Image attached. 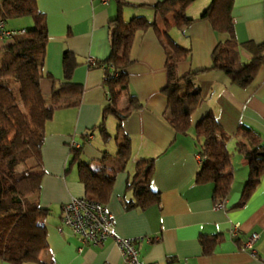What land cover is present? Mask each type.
Masks as SVG:
<instances>
[{"label": "crops", "instance_id": "crops-1", "mask_svg": "<svg viewBox=\"0 0 264 264\" xmlns=\"http://www.w3.org/2000/svg\"><path fill=\"white\" fill-rule=\"evenodd\" d=\"M126 1L129 2L123 7L126 21L143 15L155 22L160 32L165 29L164 18L153 8V4L161 0ZM210 2L195 0L187 7L186 14L199 18ZM37 6L46 19L48 32L43 72L62 80L64 55L70 52L77 61L72 81L83 87L79 104L58 108L45 123V175L40 200L51 214L44 218L48 248L42 258L53 264H125L114 239L101 244H83L62 223L63 204L73 196L86 195L85 186L78 179V162L70 164L73 158L70 146L82 145L81 161L96 170L103 166L109 171L116 170L107 208L115 217L114 228L118 235L139 238L136 246L143 264H264V175L247 202L241 207L235 206L250 171L248 159L238 148V142L243 141L236 135L239 125L250 126L264 145V64L247 88L231 83L223 71H204L213 63L215 47L227 35L215 31L206 20L178 27L173 25L170 14L166 17L172 25L168 29L169 36L191 50L190 58L179 66V73L202 70L196 83L202 89L203 102L191 115L189 133L176 134L165 120L166 50L156 30L150 28L137 33L129 66L130 93L137 96L142 106L125 119L121 130L117 117L109 115L106 127L111 138L105 142L96 128L110 103L103 82L104 71L101 67L89 66L87 61L89 58L104 60L110 55L108 24L118 13L117 3L115 0H37ZM233 18L236 39L241 44L240 57L248 62L253 54L242 45L249 41L264 43V0H234ZM8 43L0 41V51ZM41 88L49 104L53 81L44 77ZM127 104L128 97L124 94L118 109L124 110ZM211 112L231 136L225 143L232 154L228 172L233 182L224 200L213 198V182L196 181L202 164L198 159L200 144L195 126ZM90 132L86 140L85 135ZM126 135L130 141V156L125 164L119 165L117 142ZM143 158L155 160L151 186L160 196L158 204L145 210L132 206L135 196L128 187L137 163ZM219 203L221 206L217 207ZM59 226L63 227L62 231L58 230ZM254 235L258 238L251 243ZM201 236L218 240L212 253H204ZM0 264L13 263L0 259Z\"/></svg>", "mask_w": 264, "mask_h": 264}, {"label": "trees", "instance_id": "trees-1", "mask_svg": "<svg viewBox=\"0 0 264 264\" xmlns=\"http://www.w3.org/2000/svg\"><path fill=\"white\" fill-rule=\"evenodd\" d=\"M115 1L118 13L108 24L110 55L104 60L96 59L93 65L87 61L89 66L101 67L104 71L103 82L107 87L110 103L103 110L102 120L96 128L105 142L111 138L106 127L109 115L117 117V126L121 130L125 119L142 106L137 96L130 93L129 66L132 63L131 49L137 33L150 28L156 30L166 50L168 82L164 88L167 96L165 120L176 134L189 133L191 115L203 102L202 89L196 83L202 70H190L183 75L179 73V66L190 58L191 50L178 45L169 36L168 29L172 25L166 17L170 14L173 25L178 27L206 20L215 31L227 35L215 47L213 63L204 71H223L231 83L247 88L264 64V43L246 42L242 47L250 51L253 58L245 62L240 57L241 44L236 39L233 18L234 0H211L199 18L186 14L187 7L195 0L158 1L153 4V8L165 20L162 32L155 22L143 15L126 21L123 7L129 2ZM22 17H29L33 27L28 29L26 35L9 41L0 56V259L13 264L28 261L53 264L54 262L42 258L43 252L48 248V231L44 218L51 214V210L43 207L40 200L45 175V123L58 108L79 104L83 87L72 81L77 61L70 52L64 55L62 80L49 72H43L48 32L46 19L38 9L37 0H0V18L7 25L9 20ZM44 77L53 81L49 104L41 88ZM124 94L128 97V104L124 110H119L118 102ZM67 99L73 101L65 102ZM195 133L200 144L199 153L207 158L201 162L196 181L213 182V198L224 200L233 182V177L228 172L232 154L225 143V139L231 136L226 134L213 112L196 123ZM90 135L91 132L85 135V139ZM236 135L243 139L238 142V148L248 159L250 167L240 200L235 205L241 207L251 197L264 175V145L260 135L250 126L240 124ZM130 150V141L126 135L117 142L116 158L119 165L126 163ZM70 152L73 156L70 164L78 162V179L85 186V197L101 202L107 208L116 170L109 171L106 166L96 170L81 161L82 145H71ZM154 161L153 158L141 159L137 163L134 177L128 183L135 196L132 202L135 208L145 210L160 202V196L151 186ZM200 242L204 253L210 254L218 240L216 237L201 236Z\"/></svg>", "mask_w": 264, "mask_h": 264}, {"label": "built area", "instance_id": "built-area-1", "mask_svg": "<svg viewBox=\"0 0 264 264\" xmlns=\"http://www.w3.org/2000/svg\"><path fill=\"white\" fill-rule=\"evenodd\" d=\"M28 33L26 28L9 27L3 18H0V41H11L15 37L24 36ZM94 58L88 59V64L93 65ZM200 162L207 160L206 157L198 154ZM221 203L217 204V207ZM62 223L68 226L76 234L83 244H101L112 238L115 240L125 264H143L139 258L136 241L139 238H125L115 231V217L101 202L87 198L73 196L62 207ZM63 230L62 226L58 227ZM238 225L233 229L236 235ZM258 238L254 235L250 242Z\"/></svg>", "mask_w": 264, "mask_h": 264}, {"label": "rangeland", "instance_id": "rangeland-1", "mask_svg": "<svg viewBox=\"0 0 264 264\" xmlns=\"http://www.w3.org/2000/svg\"><path fill=\"white\" fill-rule=\"evenodd\" d=\"M20 19L21 20L24 19V20H22V21H16V20H20ZM9 24L10 25H18L19 27L24 26L27 29L33 27V22H32V20L29 17H22V18H18V19L9 20ZM0 56H1V51H0ZM22 109L25 110L23 108V106H22ZM110 116L113 118L112 115H110Z\"/></svg>", "mask_w": 264, "mask_h": 264}]
</instances>
